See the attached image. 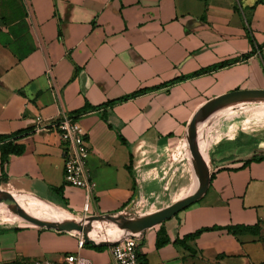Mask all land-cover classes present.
Returning a JSON list of instances; mask_svg holds the SVG:
<instances>
[{"label": "crops", "instance_id": "crops-1", "mask_svg": "<svg viewBox=\"0 0 264 264\" xmlns=\"http://www.w3.org/2000/svg\"><path fill=\"white\" fill-rule=\"evenodd\" d=\"M263 44L264 0H0V135L22 132L0 139V190L81 218L172 205L195 187L189 136L200 111L234 91L264 90ZM260 102L200 123L210 181L147 229L139 250L149 264L264 261V127L246 125ZM63 115L88 131L96 184L88 211L85 190L65 181L59 133L37 130L38 118ZM9 141L23 150L3 163ZM20 222L0 223V264L69 253L111 261L107 245L80 249L75 231ZM257 224V233L227 228ZM200 229L187 246L178 242Z\"/></svg>", "mask_w": 264, "mask_h": 264}, {"label": "water", "instance_id": "water-1", "mask_svg": "<svg viewBox=\"0 0 264 264\" xmlns=\"http://www.w3.org/2000/svg\"><path fill=\"white\" fill-rule=\"evenodd\" d=\"M247 101H264V90H239L228 93L213 102L206 105L200 113L197 115L192 128L190 130L189 136V144L191 147V151L195 157V168L200 178V187L193 192L192 194L179 199L172 205L168 207L162 208L159 211L151 213L149 215L135 218V219H127L123 215H111V214H100L94 215L83 219H72L71 221L67 222H49L46 220H42L38 217H35L28 213L27 211L23 210L21 207L13 204L8 198L5 197L4 193L6 191L0 190V201H5L11 207L14 208L18 212L19 215L23 216L27 221L31 222L32 224L47 227V228H54L59 231H75L83 234L84 238L86 239L87 243H92L94 245H109L110 242L107 241H99L95 242L91 237V229L92 225L90 224L93 220H100V221H112V222H120L118 224L122 226L129 227L131 229L140 230L139 231V238L145 234L147 229L150 227L159 224L177 214L182 209L188 207L193 202L198 200L203 193L206 191L208 183L210 181V174H209V166L205 165L204 163V156L201 152V146L199 141V125L203 120H206L211 114L215 113L216 111L235 104L239 102H247ZM128 235H133V233H121L117 240H122Z\"/></svg>", "mask_w": 264, "mask_h": 264}, {"label": "built area", "instance_id": "built-area-1", "mask_svg": "<svg viewBox=\"0 0 264 264\" xmlns=\"http://www.w3.org/2000/svg\"><path fill=\"white\" fill-rule=\"evenodd\" d=\"M37 130L49 131L55 130L59 133L63 141V158L65 181L67 184L79 187L86 192L85 211L89 209V199L94 191L95 182L93 181L90 170L88 168V159L90 156V146L88 141V131L83 127L79 120L72 115H63L58 120L50 123H45L41 117L37 120ZM90 216H85L87 218ZM82 218V219H83ZM78 233V247L81 249L85 246L94 245L87 243L83 234ZM140 233H133L122 240L115 238L104 237V239L96 240L110 242L107 245L111 253V261L109 264H141L137 246L140 243ZM15 264H93V262L80 253L66 254L60 261L51 260H34L30 262H18Z\"/></svg>", "mask_w": 264, "mask_h": 264}, {"label": "rangeland", "instance_id": "rangeland-1", "mask_svg": "<svg viewBox=\"0 0 264 264\" xmlns=\"http://www.w3.org/2000/svg\"><path fill=\"white\" fill-rule=\"evenodd\" d=\"M256 108L251 110L247 113L248 115V122L246 125H249L250 127L253 126V122L259 121V124L261 127H264V117H263V112H264V101H261L260 103L256 104ZM245 130H248L247 128ZM203 140V135L202 133H199V141ZM204 163L205 165H208V157H204ZM195 176L192 177H187V184L189 185L188 187H192L194 183V178ZM187 191H185L183 194H185ZM6 194H12L16 195L19 197V205H22L21 208L31 215L35 214L41 218H43L46 221L49 222H54L57 223L58 221L64 219V220H72V219H82L81 217L71 215V216H63V214H60L57 216L53 209L51 207H41V202H48L46 200H37L33 197H27L25 195H20V194H15V193H10L7 192ZM24 200H23V199ZM13 202L18 203V201H15L16 199H11ZM161 206V205H160ZM160 206L156 207H139L137 210L132 211L129 214H123V216L127 219H137L146 215L151 214V212H155L157 208L161 209ZM157 209V210H159ZM156 210V211H157ZM63 213V212H61ZM34 216V215H33ZM45 217V218H44ZM60 217V218H59ZM64 217V218H63ZM16 219H22V216L18 214L16 210H14L13 207H11L9 204H7L5 201H0V223H7V224H13V223H19L20 220ZM100 220H94L91 225L96 224ZM20 223H31L27 220H22ZM120 223V222H118ZM117 222H112V221H103L101 226H97L91 230V233L95 236H100L104 235L106 237H112L115 238L116 235H119L121 232L124 230L122 229V225L118 224ZM94 230V231H93ZM255 264H264L263 262L260 263H255Z\"/></svg>", "mask_w": 264, "mask_h": 264}, {"label": "trees", "instance_id": "trees-1", "mask_svg": "<svg viewBox=\"0 0 264 264\" xmlns=\"http://www.w3.org/2000/svg\"><path fill=\"white\" fill-rule=\"evenodd\" d=\"M262 46H264V44ZM220 66H224V64H221ZM207 70H209V68L201 69V70L195 72V74H200V73L205 72ZM136 93L121 97V98H119L117 100L109 101L107 104L112 105V104H114L116 102L127 100L128 98H130L131 96L135 95ZM20 133H22V132H20ZM20 133H17L16 135H0V139H3V138H11V139L18 138ZM2 150H3V163H4L6 161V156L9 153H20L23 150V146L16 145L13 142L9 141L8 143H6V144H4L2 146ZM2 180H3V178H0V182ZM227 228H228V230H230L231 232H234V233H236L238 231H248V232L257 233L260 230V226L258 224L254 225V226L235 225V226H228ZM206 229H200V230H197L195 233L186 235L183 239H179L178 242L183 244V245H185V246H187L186 242H187L188 239L193 238L194 236L200 234L203 230H206ZM140 244H142V241H141ZM90 246H92V247H94L96 249H99V250H102L105 247V246H102V245H90ZM137 252H138V257H139L140 263L141 264H149L146 255L139 250V245L137 246Z\"/></svg>", "mask_w": 264, "mask_h": 264}, {"label": "bare ground", "instance_id": "bare-ground-1", "mask_svg": "<svg viewBox=\"0 0 264 264\" xmlns=\"http://www.w3.org/2000/svg\"><path fill=\"white\" fill-rule=\"evenodd\" d=\"M200 133H201V131H200ZM205 141L204 140H202V141H200V146H201V152H202V154H203V156L204 157H206L207 156V154H206V151H205ZM200 187V178H199V175L196 177V183H195V187L190 191V193L188 192V195H190V194H192L193 192H195L198 188ZM4 195H5V197L6 198H8L13 204H15V205H17V206H19V207H21L22 205H19V203H20V201H19V197L18 196H14V195H12V194H6V193H4ZM187 194H186V196H188ZM186 196H184V197H186ZM183 197V198H184ZM11 199H16L15 201H18V203H15V202H13ZM53 209V211L55 212V214L57 215V216H59L60 214H63V213H61L62 211L60 210V209H58L57 208V206L56 207H53L52 208ZM35 217H38V218H40V219H42V220H44L43 218H41V217H39V216H37V215H35V214H33ZM21 216V215H20ZM63 216L65 217V215L63 214ZM23 217V216H22ZM63 217V218H64ZM24 218V217H23ZM45 218V217H44ZM60 218V217H59ZM67 221H71V220H64V219H62V220H60V221H58V222H67ZM94 221V220H93ZM92 221V222H93ZM91 222V223H92ZM102 222L103 221H99V222H97L96 224H94V225H92V229L93 228H95V227H97V226H101L102 225ZM90 223V224H91ZM91 229V230H92ZM122 229L124 230L123 232H121V233H127V232H130V233H139V231L140 230H136V229H131V228H129V227H126V226H122ZM94 231V230H93ZM120 233V234H121ZM91 234V237H93V238H95L96 240H101V239H104V237H106V236H104V235H100V236H94L92 233H90ZM117 236V235H116ZM112 238V237H111Z\"/></svg>", "mask_w": 264, "mask_h": 264}]
</instances>
